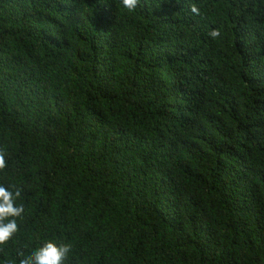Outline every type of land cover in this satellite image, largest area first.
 Returning <instances> with one entry per match:
<instances>
[{
	"label": "trees",
	"instance_id": "obj_1",
	"mask_svg": "<svg viewBox=\"0 0 264 264\" xmlns=\"http://www.w3.org/2000/svg\"><path fill=\"white\" fill-rule=\"evenodd\" d=\"M0 152V264H264V0H0Z\"/></svg>",
	"mask_w": 264,
	"mask_h": 264
},
{
	"label": "clouds",
	"instance_id": "obj_2",
	"mask_svg": "<svg viewBox=\"0 0 264 264\" xmlns=\"http://www.w3.org/2000/svg\"><path fill=\"white\" fill-rule=\"evenodd\" d=\"M138 0H122L125 9L133 10L137 6ZM193 13L198 12L195 7ZM220 35L219 31L213 30L210 33L212 38ZM7 166L6 156L0 152V169ZM21 193L19 190L12 191L9 187L0 184V244L9 241L17 232L16 217H20L24 212L22 205L16 203ZM71 251L70 245L60 241L49 239L41 246L33 250L30 255L25 256L20 264H64Z\"/></svg>",
	"mask_w": 264,
	"mask_h": 264
}]
</instances>
